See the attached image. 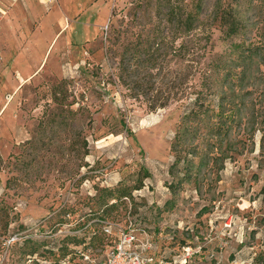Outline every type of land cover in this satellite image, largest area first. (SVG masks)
<instances>
[{
  "label": "rangeland",
  "instance_id": "374dc122",
  "mask_svg": "<svg viewBox=\"0 0 264 264\" xmlns=\"http://www.w3.org/2000/svg\"><path fill=\"white\" fill-rule=\"evenodd\" d=\"M216 3L199 13L206 51L185 32L197 0H54L29 63L0 48V264L102 258L105 223L167 258L190 246L193 264H264V0H223L228 39ZM209 59L232 67L196 116Z\"/></svg>",
  "mask_w": 264,
  "mask_h": 264
},
{
  "label": "trees",
  "instance_id": "16d2710c",
  "mask_svg": "<svg viewBox=\"0 0 264 264\" xmlns=\"http://www.w3.org/2000/svg\"><path fill=\"white\" fill-rule=\"evenodd\" d=\"M194 1L196 0H192V2ZM202 2L203 0H197V5L195 6L197 13L189 11L187 13L186 19H184V22H186L185 32L187 35L193 38V42L196 40V33L198 32V34L204 37L205 45L202 48L204 51H206L212 43V25L209 24L208 20L204 21L199 19V13L203 9ZM169 15L174 17V12H171ZM214 15V19L220 21V27L226 39L232 38L238 34V20H236L233 12L228 8V5L225 6V3L223 4V0H217ZM170 20H172V18H170ZM196 44L197 43H195V45ZM188 52L192 53L191 51ZM207 52L205 54H207ZM209 61L210 62L207 64V66H205L206 68L199 70V73L201 74L199 81L200 83L194 86V91L192 93L194 97L192 105L193 107H197L195 108L196 110L193 111L196 116H200V114L203 113H209L208 111H210L212 108L211 103L215 96V90L220 85V79L222 78L221 75L225 74V70H229V67H232L230 62L226 63L223 61V59H209ZM156 108L157 107H149V110L154 111Z\"/></svg>",
  "mask_w": 264,
  "mask_h": 264
},
{
  "label": "built area",
  "instance_id": "2783aa9c",
  "mask_svg": "<svg viewBox=\"0 0 264 264\" xmlns=\"http://www.w3.org/2000/svg\"><path fill=\"white\" fill-rule=\"evenodd\" d=\"M107 236H117L114 245L102 258H95L92 252L74 253L76 259L70 255L61 264H193L192 259L199 252L192 247H182V253L170 258L165 256L162 249L154 248L148 236H142L133 226L123 227L118 224L104 225Z\"/></svg>",
  "mask_w": 264,
  "mask_h": 264
},
{
  "label": "crops",
  "instance_id": "0c3cea01",
  "mask_svg": "<svg viewBox=\"0 0 264 264\" xmlns=\"http://www.w3.org/2000/svg\"><path fill=\"white\" fill-rule=\"evenodd\" d=\"M53 5L54 0H0V48L16 69L18 64L29 63L32 59L29 53L33 49H30L28 36L39 34L40 27L36 23L42 16L49 15ZM33 24L36 27L34 31L30 30ZM45 54L39 65L44 61Z\"/></svg>",
  "mask_w": 264,
  "mask_h": 264
}]
</instances>
